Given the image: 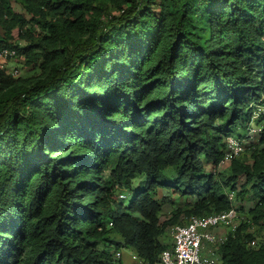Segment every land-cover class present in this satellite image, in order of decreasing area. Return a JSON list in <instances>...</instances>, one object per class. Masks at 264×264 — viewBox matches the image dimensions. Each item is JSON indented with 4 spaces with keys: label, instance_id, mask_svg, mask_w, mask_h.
I'll return each instance as SVG.
<instances>
[{
    "label": "trees",
    "instance_id": "1",
    "mask_svg": "<svg viewBox=\"0 0 264 264\" xmlns=\"http://www.w3.org/2000/svg\"><path fill=\"white\" fill-rule=\"evenodd\" d=\"M0 29L37 72L0 71V264H158L171 228L232 207L220 264H264V0H0ZM229 136L244 153L206 173ZM158 190L184 210L160 222Z\"/></svg>",
    "mask_w": 264,
    "mask_h": 264
},
{
    "label": "built area",
    "instance_id": "2",
    "mask_svg": "<svg viewBox=\"0 0 264 264\" xmlns=\"http://www.w3.org/2000/svg\"><path fill=\"white\" fill-rule=\"evenodd\" d=\"M17 58L13 50H0V71L13 78L19 75L17 70L7 71V61ZM260 111V110H259ZM260 133V128L250 129L248 137L250 140ZM246 140L235 136L225 139V153L220 166H224L239 158L245 151ZM231 205H234L235 194H226ZM118 199L125 201L127 196L121 193ZM244 220V215L237 212L234 207L226 212L204 217H193L184 225H176L168 231L170 248L164 250L159 258L158 264H220L218 248L223 245L229 234L236 232L239 224ZM111 225V224H110ZM256 245L255 241L250 243L251 247ZM116 260L121 259V253L114 255ZM133 261L142 264L133 255Z\"/></svg>",
    "mask_w": 264,
    "mask_h": 264
},
{
    "label": "rangeland",
    "instance_id": "3",
    "mask_svg": "<svg viewBox=\"0 0 264 264\" xmlns=\"http://www.w3.org/2000/svg\"><path fill=\"white\" fill-rule=\"evenodd\" d=\"M12 8H13V11L15 13L21 14L22 16L27 17L19 4L12 3ZM12 36L14 38L13 41H12L13 45H17L19 47H23V46L26 45L24 41H22L21 39H19L17 37V31L16 30H14L12 32ZM0 38H2L1 29H0ZM5 67H6L5 69H7V71L17 70L19 72V75H17L16 78H27V77H31V76H34V75L37 74V72L35 70H30V68H27L25 66L24 60H23L22 57H17L16 59L10 60V61L8 60L6 65H5ZM254 126L255 125H252V129H254ZM244 156H246V155H244ZM203 166H204V169H205L206 173H212V175L215 176V177H218L219 173H220V175L221 174L226 175L228 173L227 172L228 169H227L226 165H224L222 167H219V168H215V167L211 166L210 164L208 165V163H205V164H203ZM218 178H220V176ZM135 186L138 187L137 184ZM124 193L127 196V199H126V202H125V205H127V202L129 201V199L131 198L132 195H131V192H128V193L124 192ZM117 199L118 198L116 197L115 200L118 203ZM157 199L159 201H161V203H162V210H161V214H160V222H164L166 220H169L172 217V215H173V213H174L176 208L184 210L182 208L183 207L182 198H179L176 195H165L161 190H158L157 191ZM235 205H236L237 208L239 206H242V205L244 206V204L239 203L238 200H236ZM123 206H124V204H123ZM181 219H182V221L185 220V218H183V217H181ZM249 231L253 232V235H254V238H255V242L257 244H259L260 242L264 241V236L262 235V231L254 232V231H256V228L252 229V230H249ZM109 237L112 238V239H115V240L117 239V241L120 240L118 235L115 234V233H110ZM119 252L121 254L123 253L122 264H133V262H131V260H130V255L132 253L131 250H129V249L124 250V251L123 250H119Z\"/></svg>",
    "mask_w": 264,
    "mask_h": 264
},
{
    "label": "crops",
    "instance_id": "4",
    "mask_svg": "<svg viewBox=\"0 0 264 264\" xmlns=\"http://www.w3.org/2000/svg\"><path fill=\"white\" fill-rule=\"evenodd\" d=\"M124 251V250H123ZM133 253H131V255H130V260H131V262H133V264H138L137 262H135V261H133V259H132V257H133ZM120 261H121V263H122V261H123V253L121 254V259H120Z\"/></svg>",
    "mask_w": 264,
    "mask_h": 264
}]
</instances>
